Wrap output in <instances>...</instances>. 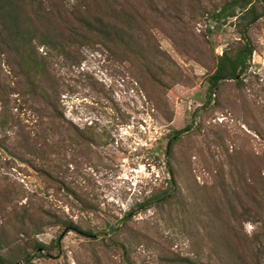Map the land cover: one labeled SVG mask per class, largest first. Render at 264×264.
I'll return each instance as SVG.
<instances>
[{
    "label": "rangeland",
    "instance_id": "374dc122",
    "mask_svg": "<svg viewBox=\"0 0 264 264\" xmlns=\"http://www.w3.org/2000/svg\"><path fill=\"white\" fill-rule=\"evenodd\" d=\"M108 1L131 12L136 44L88 36L69 59L53 55L48 97L0 47V253L14 264H264V17L246 30L248 67L209 103L207 77L239 40L234 19L210 17L226 0ZM75 2L43 6L59 26ZM171 169L175 194L144 203ZM34 243L27 263L15 249Z\"/></svg>",
    "mask_w": 264,
    "mask_h": 264
},
{
    "label": "trees",
    "instance_id": "16d2710c",
    "mask_svg": "<svg viewBox=\"0 0 264 264\" xmlns=\"http://www.w3.org/2000/svg\"><path fill=\"white\" fill-rule=\"evenodd\" d=\"M43 5V0H0V47L15 50L18 66L27 79L28 90L42 98L48 97V92L54 89L53 85L47 83L46 76L50 74L48 59L53 55L69 59L70 53L80 44V39H87L88 36L103 38L114 41L127 50L131 48V44L135 45L137 42L131 28L133 20H124L131 16V12L123 5H116L108 0H76L68 9L70 17L66 16L61 21L62 27L54 24L48 15L50 11ZM210 17L216 23L234 19L239 40L236 46L226 49L217 57L216 70L207 77L209 103L220 81L236 78L248 67L254 49L246 30L251 23L264 17V0H226L210 13ZM40 47L46 49L45 55L38 53ZM186 130L184 128L174 132L181 134ZM175 137L174 135L167 144L168 155L172 152ZM2 148L9 152L5 147ZM169 173L172 176L169 188L151 194L144 203L164 202L175 194V184L172 183L174 171L171 169ZM259 195L264 199V181ZM66 228L87 237L94 236L90 229L82 230L72 222ZM4 246L3 241H0V250ZM28 246L36 252L40 250L41 244H26L22 249L16 247V253H20L27 263L31 262ZM228 249L231 250V247L228 246ZM7 255L0 253V264H14L12 254L9 252ZM234 255L229 257L231 259L227 264H242ZM189 262L186 257L178 259L179 264Z\"/></svg>",
    "mask_w": 264,
    "mask_h": 264
}]
</instances>
